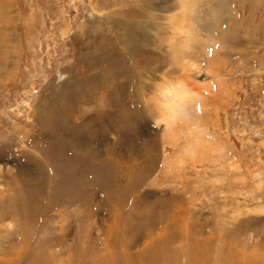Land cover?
Instances as JSON below:
<instances>
[{
    "label": "rangeland",
    "instance_id": "1",
    "mask_svg": "<svg viewBox=\"0 0 264 264\" xmlns=\"http://www.w3.org/2000/svg\"><path fill=\"white\" fill-rule=\"evenodd\" d=\"M191 1L197 79L170 32L134 29L183 0H0V264H156V243L179 264L264 260V0ZM127 66L140 90L118 86ZM174 80L189 122L158 105Z\"/></svg>",
    "mask_w": 264,
    "mask_h": 264
},
{
    "label": "bare ground",
    "instance_id": "2",
    "mask_svg": "<svg viewBox=\"0 0 264 264\" xmlns=\"http://www.w3.org/2000/svg\"><path fill=\"white\" fill-rule=\"evenodd\" d=\"M183 4V8L181 9L182 11L179 12L178 14H173L171 15L170 17L167 18V21L166 22H163V23H159V22H156V14L155 13H151L150 15V18H151V21L150 22H146L145 24H143L141 21L139 22H136L138 27L134 28L135 30L137 29H141L140 32H147L148 35L151 34L152 32L150 31H156V33H159L158 31H160L162 28L167 30L168 32H170V34H172L170 36V42L172 44L175 43L174 47L175 49L173 50V56L175 58V64H176V67L178 65V67H180L182 70V75H187L189 76L191 79H197L198 76H196V71L198 72L199 71V74L200 72H204L205 70H209L211 69L210 65L211 64V57L208 58V61L206 63V61H204L203 63H201L199 61V58H200V52L201 51H198V49H196L197 47H195V44H192L190 42V39L193 37V38H196L198 39L199 37H201L203 34H201V28L199 29L198 25L196 26L195 25V22H194V19H195V6L194 4H192V1L191 0H183V2L181 3ZM148 13V12H147ZM162 18V17H161ZM196 20V19H195ZM118 21V20H117ZM161 21V20H160ZM217 24V23H216ZM118 25L121 26L123 28V31L124 33H120L118 34V36L120 35L123 39H130V36H132L133 38L135 37V33H134V30L133 28H130L128 26H131L130 22L129 23H124L122 20H120L118 22ZM162 25V26H161ZM145 26L146 29L143 27ZM164 26V27H163ZM195 26L197 27L198 29V32L195 28ZM214 28V27H213ZM203 32V31H202ZM205 32V31H204ZM119 33V32H118ZM114 34V33H113ZM146 34V33H145ZM117 35V34H116ZM158 35V34H156ZM225 35V34H224ZM155 36V35H154ZM152 37V36H151ZM159 36H157L158 38ZM120 38V37H119ZM131 38V40L133 39ZM115 39V38H114ZM126 41V40H125ZM197 41V40H196ZM199 42V41H198ZM218 43V42H217ZM110 44V43H109ZM108 44V45H109ZM166 44V43H165ZM170 44V43H169ZM198 44V43H197ZM216 44V43H215ZM213 46V45H212ZM120 47V46H119ZM219 47V45H218ZM201 48V47H199ZM209 48V47H208ZM121 49V48H120ZM170 49V48H169ZM168 49V50H169ZM190 49L192 52H190ZM207 49V48H206ZM222 49V48H221ZM114 50V48L112 49ZM202 50V49H201ZM203 51V50H202ZM210 51V50H209ZM116 53V52H115ZM205 54V53H204ZM202 54V55H204ZM213 54V53H212ZM208 56H210V54L208 53ZM212 56V55H211ZM164 57V56H163ZM206 58H207V55H206ZM202 59V58H201ZM205 59V58H204ZM206 60V59H205ZM199 61V62H198ZM134 64H138V62H135ZM145 67V66H144ZM156 67V66H154ZM151 68V69H154ZM159 67L161 68V66L159 65ZM206 67V69H204ZM127 68L125 71V74H124V78L120 79V82H118V86H122L123 84L127 83L129 84L130 86V83L133 79H135V81H139L140 82H137L136 86L139 88V86L141 87L142 85H139V83H143L144 79L147 78H143L142 75L143 74V71H138V67L136 68L135 66L132 67V66H127L125 67ZM142 68V67H141ZM149 68V67H147ZM170 68V67H169ZM133 69V71L131 70ZM199 69V70H198ZM150 70V69H149ZM124 71V70H123ZM205 71V72H206ZM210 71V70H209ZM212 71H215L213 72L214 76H219L217 73V71H219V68H212ZM158 72V71H157ZM201 72V73H202ZM208 72V71H207ZM206 72V73H207ZM165 75H161V76H166V75H171V74H174L175 71L172 70L170 68V70L168 71H165L164 72ZM205 73V75H206ZM220 73V72H219ZM176 74V73H175ZM180 74V73H179ZM198 74V73H197ZM204 74V73H203ZM153 75V74H152ZM146 76V75H145ZM160 76V77H161ZM172 76V75H171ZM213 76V77H214ZM222 76V75H221ZM170 77V76H169ZM174 77V76H173ZM184 77V76H182ZM150 78V77H149ZM90 79V78H89ZM175 79V78H174ZM177 79V78H176ZM188 78H186L187 80ZM85 80V79H84ZM178 80V79H177ZM176 80V83H175V80L174 82H172L170 85L168 86H165L162 90V102L160 101V103H158V105H163V107H167V111L169 112V115H170V118L175 120L178 119V117L184 119V121H187L189 122L190 119H192L190 116H188V111H186V106L184 107L183 105L185 104L186 101H184L186 95H185V86H184V82L183 81H177ZM221 80V79H220ZM80 81V80H79ZM150 81V80H149ZM169 81V80H168ZM190 81V79H189ZM78 82V81H77ZM171 82V81H170ZM187 82V81H186ZM198 82V81H197ZM113 83V82H111ZM192 83V82H190ZM167 84V83H166ZM111 85V84H110ZM146 86V85H145ZM187 86V85H186ZM188 87V86H187ZM122 88V87H121ZM137 88V90H138ZM123 89V88H122ZM136 90V87L134 88ZM132 89V90H134ZM134 90V91H135ZM140 90V88H139ZM141 90H143V87L141 88ZM84 92V91H83ZM117 92V91H116ZM136 92V91H135ZM161 92V90H160ZM121 93V91H120ZM119 93V95H120ZM115 94V93H114ZM118 94V93H116ZM115 94V95H116ZM138 94V93H136ZM161 94V93H160ZM117 96V95H116ZM161 96V95H160ZM82 97V96H81ZM131 97V96H130ZM136 97V96H135ZM88 98V97H87ZM119 98V97H118ZM143 98V97H141ZM130 99V98H129ZM160 99V98H159ZM114 100V99H113ZM134 100V99H133ZM142 100V99H141ZM158 100V99H157ZM161 100V99H160ZM189 100V99H188ZM130 102V101H129ZM140 102V100H139ZM188 102V101H187ZM142 103V102H141ZM61 105V104H60ZM131 105V103H130ZM140 105V104H139ZM114 106V105H113ZM64 107V106H63ZM134 107V106H133ZM139 107V106H138ZM137 107V108H138ZM184 107V108H183ZM57 108V107H56ZM133 109V108H132ZM62 110V109H61ZM65 110V109H63ZM139 110V108L137 109ZM59 111V110H57ZM140 111V110H139ZM142 111V110H141ZM56 111H54L55 113ZM58 113V112H57ZM74 114V113H73ZM142 114V113H141ZM56 115V114H55ZM77 115H79L77 113ZM119 115V114H118ZM144 115V114H143ZM182 115V116H181ZM81 116V115H80ZM120 117V116H118ZM122 117V116H121ZM120 117V118H121ZM145 117V116H144ZM169 118V119H170ZM86 120V119H85ZM84 120V121H85ZM91 120V119H90ZM87 121V120H86ZM90 122V121H89ZM87 123V122H86ZM196 123V122H195ZM82 124V122H81ZM84 124V123H83ZM82 124V125H83ZM77 125V124H76ZM79 125V124H78ZM110 125V124H109ZM56 126V125H55ZM84 126V125H83ZM85 127V126H84ZM90 127V126H89ZM105 127V126H104ZM77 128V127H75ZM111 128L112 129H115V126L114 124H111ZM69 129V128H68ZM72 130V129H71ZM135 131V130H134ZM60 132V131H59ZM65 133V132H64ZM112 133V132H111ZM62 134V133H61ZM66 134V133H65ZM56 135V134H55ZM58 136V135H57ZM71 136V135H70ZM68 137V136H67ZM117 137V136H116ZM59 138V137H58ZM69 138V137H68ZM55 139V138H54ZM53 139V140H54ZM70 139V138H69ZM94 139V138H93ZM112 139V138H111ZM61 140V139H59ZM58 140V141H59ZM116 140V139H115ZM74 141V140H73ZM111 141V140H110ZM71 143V142H70ZM59 146L57 148H60L62 149L67 143H66V140L63 141V143H58ZM89 146V145H88ZM73 147V146H72ZM113 147V146H112ZM55 149V148H54ZM51 150V149H50ZM47 151V149H46ZM52 151V150H51ZM50 151V152H51ZM63 151H66L64 148H63ZM62 151V152H63ZM88 151V150H87ZM94 151V150H93ZM61 152V153H62ZM110 152V151H109ZM46 153V152H45ZM73 153V152H72ZM82 153V152H80ZM90 153V152H89ZM108 153V152H107ZM64 154V152H63ZM62 154V155H63ZM66 155V154H65ZM80 155V154H79ZM83 155V154H82ZM54 156V155H53ZM67 156V155H66ZM65 156V157H66ZM88 157V156H86ZM113 157V156H112ZM47 158V157H46ZM60 158V157H59ZM68 158V157H67ZM70 159V158H69ZM74 159V158H73ZM72 159V160H73ZM82 159V158H81ZM87 160V158H86ZM100 160V159H99ZM59 161V160H58ZM62 161V160H61ZM76 163L78 160H76ZM83 161V160H82ZM114 161V160H113ZM63 162V161H62ZM115 162V161H114ZM109 163V162H108ZM88 164V163H87ZM91 164V163H90ZM114 164V163H113ZM106 165V164H105ZM112 166V164H110ZM115 165V164H114ZM113 167V166H112ZM65 174V173H64ZM76 182V181H75ZM118 183V182H117ZM77 185H80V184H77ZM116 188V187H114ZM120 190V189H119ZM121 194V193H120ZM65 199V198H64ZM42 211V210H41ZM138 237H134L133 238V242L129 244V246H132L133 244H135L138 240ZM173 240V239H171ZM206 242V241H205ZM207 243V242H206ZM157 244V243H156ZM155 244V245H156ZM153 245V252L150 256L151 259L154 258V260L156 261V264H179V259L176 258L177 255H173V257H170L169 259H165L163 257H161L160 255V252L159 250H157V247ZM261 246V245H260ZM128 248V246H127ZM131 249V248H130ZM203 249V247H202ZM201 249V251H202ZM247 249V248H246ZM245 249V250H246ZM250 249V248H248ZM259 249V248H258ZM255 250V249H254ZM264 250V249H263ZM228 251V252H227ZM262 251V250H261ZM224 252V253H223ZM222 254H221V250L218 251V256L215 260V263L216 264H264V260H262L261 256H260V253L259 256L255 257V258H250L248 257V255L246 256L245 255V261L243 262L242 259L243 258V255H242V252L239 251L238 249H234L233 247L229 246L227 248L224 247V250H223ZM226 252V254H225ZM178 253V252H177ZM204 253V254H203ZM202 253V257H201V260L198 262L197 260L194 262V261H190L188 260V263L192 264V262H194V264H207V257H211L212 256V252H211V249L209 248L208 250L205 248V251ZM229 253V254H227ZM262 253V252H261ZM201 254V253H200ZM227 255V256H223V255ZM252 254H256V251L255 253L253 252ZM263 254V253H262ZM139 255V254H138ZM143 255V254H142ZM250 256V254H249ZM253 256H256V255H253ZM251 256V257H253ZM179 257V256H178ZM121 258V257H120ZM134 258V257H133ZM264 258V257H263ZM186 261V260H185ZM115 264H122L120 261L116 260L114 261ZM131 264H139L136 260H133L131 262ZM141 264V263H140ZM186 264H187V261H186Z\"/></svg>",
    "mask_w": 264,
    "mask_h": 264
}]
</instances>
